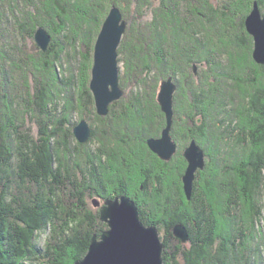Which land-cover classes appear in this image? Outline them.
<instances>
[{
    "label": "trees",
    "instance_id": "trees-1",
    "mask_svg": "<svg viewBox=\"0 0 264 264\" xmlns=\"http://www.w3.org/2000/svg\"><path fill=\"white\" fill-rule=\"evenodd\" d=\"M10 1L5 0V3L8 5ZM126 1H133L136 9L143 1L146 8L155 7L153 11L170 13L173 20L179 22L185 30L188 29L186 35L181 28V36L183 38L190 36L193 39L196 37L195 40L198 41V45L206 51L209 56V60L206 61L209 63L206 62L204 66L209 69L214 66L216 68L217 66L222 67L219 64H229L230 61L232 68L233 65H236L239 69L240 64L235 62L236 57H241L237 53V47L241 45L248 52L251 49V40L245 29V21L252 11L253 4L257 3L260 11L264 9L262 7L264 5L263 0H16L18 10L21 9V12L17 14L20 15L19 18H22L20 19L22 22L19 30H22L23 36L33 40L35 32L40 28L44 29L59 43L61 52L63 53L65 50L64 54L70 57L71 65L76 66L79 63L75 56L77 54L76 49L84 43L79 40H86L87 38L93 42L95 39V34L91 30L93 26L89 24V21L94 26L100 25L99 13L102 12V17L104 13L102 10L106 12L112 5L119 8ZM12 12L14 13V11ZM261 13L264 16V12ZM194 14L201 17L202 23L198 22ZM7 16L3 20L0 18V43L2 40L5 49L7 46L12 50L19 49V40L16 37L14 41L16 47L11 43L14 38L13 26L12 37L7 29L10 28L7 24L13 14ZM141 16L142 18L146 17L144 12ZM222 25H226V27L228 25L229 29H232L231 33L228 30L223 33L225 37L233 40L232 47L229 49L231 52L229 51L228 54L224 52L217 54L219 53L218 50L211 52L210 49H216L212 46L210 49L208 48V42L211 43V41H207L203 35L205 30L207 31L210 27L211 29H209L213 30L212 37L214 35L219 36ZM192 29L196 32L192 33ZM124 40L122 45L125 44ZM73 44H75L74 47ZM52 45L50 44L46 53H43V57H46L48 53V56L53 53ZM122 45L121 52H119L121 54L119 62L121 63L122 59L124 60V47ZM91 46H81V49L87 52L88 57L92 54ZM156 46L161 65H166L167 60L163 53L167 49L164 47L165 43L163 41L156 42ZM20 50L23 52L22 55H19L21 54ZM20 50L17 53L12 52L11 57H7L11 69L8 74L10 80H8L13 81L15 89L18 85L16 80L20 79L18 81L20 84L21 77L25 76L26 70H30L32 68L30 65L33 64L24 57L26 56L25 53L27 54V51L24 52L26 49ZM149 50L147 49L148 52ZM187 57L190 58V56ZM189 58L187 63L190 66ZM67 63H65V68ZM168 63L169 61H167ZM177 64L181 63L178 62ZM206 64L209 65L206 66ZM173 67L166 69L168 71L166 75L167 77L178 78V75L181 76L178 72L180 67ZM208 68L207 70H209ZM240 69L238 71L239 76L245 74V69L244 71ZM215 70L218 71V69ZM75 71L73 69L69 72L72 78L70 87L77 83ZM145 71L147 72L148 69ZM204 71L202 69V72ZM14 78H16V82ZM143 82H145L144 78L141 83ZM141 83L140 85H142ZM12 85L11 88H13ZM0 86L3 87V84ZM138 91L139 89L135 92L138 93L135 94V102L141 106V97L147 93L151 95V91ZM205 91V89L198 91L191 106L194 107L195 103H199L200 96H206ZM211 91L213 95L217 93V89L211 88ZM260 94L262 93L258 90L251 97L250 94L246 96L247 100L251 99L253 111L257 116L255 122L257 134L252 135L257 144L253 143L255 152L253 149L251 150L247 163L240 162L241 165L244 164L238 170L240 182L227 183L220 180L213 185L205 180L199 183L195 181L191 200L189 202L183 201L182 198H179L180 191H177L179 194L173 199L171 197L168 202V217L165 215L166 217L163 216L160 219L157 217L158 215L153 216L149 206L152 199L148 197H154L151 192L148 193L151 191L149 181L143 182V191L141 190L147 192L145 193L146 198L142 194H133L132 196L127 189L130 183H124V175L121 174L122 168L112 163V166L109 167L112 171H116V176H118V180H116L118 189H115V195L112 196L110 193L106 195V186L100 177L101 175L96 174L99 170L98 164H91V168H87L86 173L81 170H73V172L69 168L61 167L55 141L60 131H62V138L74 140L73 132L67 131L68 128H74L76 125L71 119L68 122L59 120L55 125L57 130L52 131L50 128H45L44 131L39 132V138L35 140H32L29 135L18 136L20 147L18 146L17 159L14 160L8 145L9 134L7 132L12 121L6 116V113L0 112V127L3 126L0 129V264H75V262L83 259L88 252L93 236L100 238L102 233L108 229L107 224L100 219L101 210L95 211L89 206L88 200H92L95 196L104 197L103 200H114L125 196L134 201L138 207L142 223L145 226H154L160 233L164 245V264H261L259 248L251 247L249 243L253 236L251 237L250 232H248V230L252 232L258 229L257 226L264 218V105ZM3 99L6 97L3 96ZM145 99L147 98L145 97ZM175 99L174 96V101ZM215 99L217 100L216 95ZM82 100L90 105L92 98L84 93ZM124 100L128 99L125 98ZM124 100H121L124 115L122 119H119L123 121L122 124L127 121L125 115H132L130 112L129 115L126 114ZM87 105L85 108L89 110ZM114 106L111 108L107 120H113L112 117L115 116ZM213 107L215 110L218 109L216 106ZM54 109L56 110L44 109L45 113L49 115L48 120L57 114L58 108ZM193 111H195L196 118L201 116L200 111L196 112L195 108ZM79 113L84 114V111H79ZM86 113L88 112L86 111ZM106 129L107 127H105ZM194 129L198 138L204 137L205 132H202L200 126L195 125V122L190 133H193ZM245 132L247 129L235 128L234 126L229 132L230 138L228 140H243ZM208 134L212 139L214 135L217 136V133ZM92 135L94 134L92 133ZM62 149L69 153L74 147L69 141L67 148L64 144ZM227 170L228 167L226 166L221 172L226 173ZM231 171L234 172L232 169ZM198 176L196 175V177ZM200 176L202 177L201 174ZM201 177L200 179H202ZM153 185L160 190L162 182L158 179ZM175 186L178 187L176 184ZM210 198L214 199L217 209L213 208ZM217 214L222 218V222L216 219L215 215ZM178 226L187 231V242H182L175 237L174 231ZM69 258H72L71 263H68Z\"/></svg>",
    "mask_w": 264,
    "mask_h": 264
},
{
    "label": "rangeland",
    "instance_id": "rangeland-1",
    "mask_svg": "<svg viewBox=\"0 0 264 264\" xmlns=\"http://www.w3.org/2000/svg\"><path fill=\"white\" fill-rule=\"evenodd\" d=\"M141 2V5H139L137 9L133 1L123 2L122 8L117 7L122 14L123 21L127 23L126 31L122 37V41L125 39V44L123 45L124 60L122 59V63L119 62V84L123 91V96L120 100L110 104L108 115H110L111 108L115 105L113 109L115 116L112 117L113 120L110 121L107 120V115L102 116L97 112L95 97L91 90V80L94 66L95 45L103 28V24L114 6L112 5L106 12L102 10L104 12L102 17V12L99 13L101 19L100 25L94 26L92 25L93 23L89 21V24L93 26L91 30L95 34V39L93 42L87 38L86 40L80 39L79 41L84 42L82 44L84 46L92 45V54L88 57L87 52L81 49V45L80 48L76 49L77 54L75 55L79 63L73 66L69 61L70 57L64 54L65 50H63V53L61 52V46H59V43L55 41L56 39L52 36H50V44H53V53L49 56L48 53L46 57H43V53H46V51L39 48L35 40V35L33 40H29L26 36H23L22 30H19L21 18H19L20 15L17 13L21 12V9L18 10L16 0H11L8 5L5 4V0H0V6L2 5L0 7V17L2 20L6 15L10 16L13 14L7 24L8 27L12 29L11 26H13L14 29V39L11 43L16 47L14 42L15 37L20 41L18 42L20 48L13 50L9 48V46L5 49L2 40L0 43V84H3V87L0 86V112L6 113V116L12 121L10 127L8 126L7 132L9 134L8 145L11 148V154L14 160L17 159L19 152L18 148L20 147L18 136L29 135L32 140H35L39 138V132L42 130L44 131L45 128H50V130L54 131L56 129L55 125L59 120H66L68 122L71 119L73 123L76 124L74 128L81 125L82 122H85L90 128V136L85 143H81L77 140L74 135V128L72 127L68 128L67 131L73 132L74 140H72V138L68 139V137V140L62 138V131L58 133L55 142L61 167L66 169L69 168L72 171L81 170L83 173H86L87 168H89L91 164H98L99 170L96 174L101 175L100 177L106 186V195H108V193L113 194L115 193V189H118L116 181L118 180V176H116V171L114 172L111 170L109 164L114 163L117 167L122 169L125 168V170L121 172V174L124 175V183L132 182L130 185L134 187L135 190L142 192L143 182L149 181L148 184L150 185L151 191L148 193L151 192V194L154 195V197L152 196L153 200L149 206L151 207L153 216L158 215L157 217L160 219L165 215L168 217V202L171 197L172 199L176 197L179 191V198H182L183 201H190L185 193L183 179L190 166L185 154L192 146L193 142L198 144L196 146L203 152V166L195 170L193 184L195 181L199 183L204 180L208 183L211 182L213 185L214 183L220 182V180L227 183L240 182L238 170H240L242 165L247 163V160L250 158L251 150H255V145L253 143L257 144V141L253 139L252 136L257 134L255 132L257 130V125H255L257 116L253 111L251 99L247 100L246 96L250 94L251 97L254 95V92L256 93L258 90L264 94V64L258 63L254 59L255 40L247 31L246 21L245 29L251 40V49L250 52H248L245 47H241V45L237 47L238 49L235 48L237 53L241 56L236 57L235 62L240 64V70L244 71L245 69V74L239 76V69L236 65H233L232 68L231 61L229 64H219L222 65V67L217 66L216 68V66H214L212 69L205 67L204 64L206 62L209 63L206 61L209 60V56L206 54V51L202 50L201 46L198 45V41L195 40L196 37H194V39L192 37L190 38V36L183 38L180 29L182 28L186 35L188 34V29L185 30L179 22L173 20L170 13H158L157 11H153L155 7L152 9L146 8L144 2ZM252 6L251 9L253 11L254 4ZM262 7L264 8V5ZM12 11H14L15 14ZM143 12L146 15L144 18L141 16ZM260 12H264V9ZM194 15L198 22L202 23L201 17L197 14ZM203 28L205 29V27ZM209 28L203 33L207 41H211V43L208 42V48L210 49V46L214 47L216 50H210L211 52L218 50L219 53L217 54H220V52L228 54L230 47H232L233 40L225 37L223 33L225 30L230 32L232 29H229L228 25L227 27L226 25H222L220 35L217 37L214 35V37H212L213 30ZM195 32L196 30L192 29V33ZM161 41L165 43L164 47L167 46V49H165L166 51L163 53L164 56H166V60L169 61V65L166 61V65L162 66L159 61L156 42ZM122 43L123 42H121L118 48V58L121 56L119 52H121ZM74 45L75 44H73V47ZM224 47L228 49L226 50ZM22 48H25V51H27L25 58L33 64L30 65L32 67H30V70H26L25 76L21 77L20 84L18 82L20 79L16 80V78H14V81L16 80L18 83L15 89L13 81H9L10 77L8 74L11 69L7 57H11L12 52L17 53V51ZM147 48L150 49L149 52ZM73 50L76 52L75 48H73ZM195 50H197V53H195ZM187 56H190V58ZM188 58L190 60L189 62H191L190 66L189 63H187ZM66 62H68L69 65L67 63L65 68ZM178 62L181 64H177ZM208 65L209 64H206V66ZM173 66L180 67V70L177 71L181 76L178 75V78H173L172 76L167 77L166 75L168 73L166 69H170ZM207 68L209 70H207ZM73 69L76 70L77 83L70 87V80L72 78L69 72ZM146 69H148L147 72L145 71ZM202 69L205 71L202 72ZM215 69H218V71ZM164 75L166 77H163ZM143 78L145 82L141 83ZM163 82L169 83L174 89L172 95V127L169 135L171 142L176 146V151L173 152L168 159L161 158V156L154 152L149 146V141L162 139L164 131L168 128L167 114L162 110L158 100ZM140 83L142 85H140ZM11 85L13 88L10 87ZM154 86L155 88H153ZM211 88L217 89V93L215 94L217 100L215 99V95L212 94ZM138 89V92L141 90H144V92L151 91V95L147 93L144 97H141L143 106H139L140 104L137 105L138 102H135V94H138L135 92ZM202 89L206 90L204 92L206 96H200L201 103L199 101V103L193 104L194 107L191 106L194 96ZM84 93L88 94L89 98H92L90 105H87L86 102L84 103L82 100ZM262 94H260V96L263 98L262 104L264 105V95ZM3 96H5L6 99H3ZM174 96L176 97L175 101ZM145 97L147 99H145ZM125 98L128 100H124ZM121 100L125 101L124 106L126 112L133 113L131 116L125 115L127 118L125 124H122L123 121L119 120L122 119L124 115L122 114L124 108H121L123 107V102L121 103ZM84 104L90 109L88 110L85 108ZM213 106H216L218 109L215 110ZM45 108L53 110H56L54 108H58L56 111L57 114H54L52 116L53 118L51 117V119L48 120L49 115L45 113ZM194 108L196 112H201V116L196 118L195 111H193ZM79 111H84V114L79 113ZM86 111L88 113H86ZM143 122H145L144 126L142 125ZM194 122L195 125L197 124L200 126L202 132H205L203 138H198L195 129L193 133H190V130H193ZM234 126L235 128L247 129L244 138H242L243 140H228V138H230L229 132ZM105 127H107V129L103 130ZM1 128H3V126H1L0 129ZM92 133L94 135H92ZM208 133H217V136L214 135L212 139ZM116 139L119 140L117 141ZM69 141L74 147V151L72 150L67 153L63 151L62 146L65 144L67 148ZM112 156L118 159H112ZM240 162H244V164L241 165ZM226 166L228 167L227 172L222 173L221 170ZM231 169L234 170V172H232ZM196 175L199 176L196 177ZM200 177L202 179H200ZM158 179L162 182L160 190H158V188L156 189L155 185H153ZM121 180H123L122 177ZM175 184L178 187H176ZM142 193L145 194L147 192L144 190ZM144 197L146 198L145 195ZM103 198L95 196L92 200H88L90 208L95 211L101 210L102 207L105 206L106 201L111 200H103ZM210 200H212L213 208H216L214 199L210 198ZM215 217L222 222V218L219 217L218 214L215 215ZM246 218L248 217L246 216ZM257 227L258 229L252 232L247 229L251 237L253 236L249 244L251 247L259 248V260L261 264H264V218ZM174 245L177 246L176 243H174ZM71 261L72 258H69L68 263H71Z\"/></svg>",
    "mask_w": 264,
    "mask_h": 264
},
{
    "label": "water",
    "instance_id": "water-1",
    "mask_svg": "<svg viewBox=\"0 0 264 264\" xmlns=\"http://www.w3.org/2000/svg\"><path fill=\"white\" fill-rule=\"evenodd\" d=\"M126 26L120 10L114 6L95 45L91 90L97 112L102 116L109 113L110 104L123 96L119 84L118 48ZM246 28L255 40L254 59L264 64V16L257 3L246 19ZM35 40L39 48L48 50L51 37L44 29L37 30ZM173 91L172 85L163 82L158 100L167 114L168 128L164 131L162 139L149 141L151 149L164 159H168L176 151L169 135L172 127ZM74 135L79 142L85 143L90 136V128L82 122L74 128ZM196 145L193 142L185 154L190 165L183 179L188 200L193 193L194 172L203 166V152ZM100 219L107 224L108 229L100 238L93 236L87 254L75 264H164V245L160 233L154 226H145L142 223L134 201L125 196L106 201L100 211ZM174 235L184 242L188 241V233L181 226L175 228Z\"/></svg>",
    "mask_w": 264,
    "mask_h": 264
},
{
    "label": "bare ground",
    "instance_id": "bare-ground-1",
    "mask_svg": "<svg viewBox=\"0 0 264 264\" xmlns=\"http://www.w3.org/2000/svg\"><path fill=\"white\" fill-rule=\"evenodd\" d=\"M65 1V0H64ZM30 2V1H29ZM39 2V1H38ZM6 4V3H5ZM81 4V3H80ZM2 6V5H1ZM0 6V7H1ZM30 10V9H29ZM19 13V12H18ZM24 14V13H23ZM22 15V14H21ZM138 15V14H137ZM82 17V16H81ZM1 18V17H0ZM84 18V17H83ZM16 19V18H15ZM22 19V18H21ZM29 19V18H28ZM57 19V18H56ZM26 21V20H25ZM155 21V20H154ZM21 23V22H20ZM27 23V22H26ZM42 23V22H41ZM152 24V23H151ZM149 25V24H148ZM133 26V25H132ZM12 27V26H11ZM161 27V26H160ZM187 27V26H186ZM8 29V32H10V34H12V29L11 28H7ZM70 29V28H69ZM138 32V31H137ZM146 32V31H145ZM70 36V35H69ZM58 37V36H57ZM134 38V37H133ZM14 39V38H13ZM170 39V38H169ZM72 41V40H71ZM20 42V41H19ZM69 43V42H68ZM192 45V44H191ZM24 46V45H23ZM123 46V45H122ZM171 46V45H170ZM176 46V45H175ZM15 47V46H14ZM167 47V46H166ZM27 48V47H26ZM123 48V47H122ZM72 49V48H71ZM148 49V48H147ZM24 50H25V48H24ZM23 50V51H24ZM21 51V50H20ZM137 51V50H136ZM22 52V51H21ZM26 52V51H25ZM146 53V52H145ZM19 54V53H18ZM22 54V53H21ZM26 54V53H25ZM168 54V53H167ZM20 55V54H19ZM29 55V54H28ZM173 55V54H172ZM24 57H26V56H24ZM28 64V63H27ZM8 65V64H7ZM29 65V64H28ZM26 66V65H25ZM174 68V67H173ZM179 70V69H178ZM181 75V74H180ZM183 81V80H182ZM183 83V82H182ZM187 90V89H186ZM187 93H188V91H187ZM188 96V95H187ZM190 100V99H189ZM67 105H68V103H67ZM79 109V108H78ZM143 110V109H142ZM112 113V112H111ZM123 114V113H122ZM126 114H127V112H126ZM130 113H128V115H129ZM133 114V113H132ZM107 116H109L108 114H107ZM133 117V116H132ZM42 121H44V120H42ZM104 122V121H103ZM144 123L145 122H143V126H144ZM146 123H147V121H146ZM38 124V123H37ZM106 125H107V123H106ZM103 127V126H102ZM120 128V127H119ZM143 128V127H142ZM124 129V128H123ZM140 129V128H139ZM104 130H105V128H104ZM120 130V129H119ZM122 131V130H121ZM123 132V131H122ZM123 134H124V132H123ZM184 134V133H183ZM185 136V135H184ZM116 137V136H115ZM123 139V138H122ZM128 141V140H127ZM143 143V142H142ZM198 145V144H197ZM95 147V146H94ZM120 147V146H119ZM98 148V147H97ZM116 149H118V148H116ZM126 149V148H125ZM135 150H136V148H135ZM74 151V150H73ZM132 151V150H131ZM114 153H116V152H114ZM112 154H113V152H112ZM138 154V153H137ZM119 156V155H118ZM114 158H116L115 156H113ZM137 157V156H136ZM113 158V159H114ZM116 159H118V158H116ZM71 160V159H70ZM139 160V159H138ZM104 162V161H103ZM109 163V162H108ZM111 164V163H110ZM109 164V165H110ZM108 165V166H109ZM98 166V165H97ZM105 166V165H104ZM110 166H112V164L110 165ZM116 167V166H115ZM104 168V167H103ZM102 168V169H103ZM117 168V167H116ZM125 169V168H124ZM124 169H122V170H124ZM127 170V169H126ZM129 171V170H128ZM141 171V170H140ZM106 172H107V170H106ZM115 172V171H114ZM113 173V172H112ZM120 173V172H119ZM118 173V174H119ZM104 175V174H103ZM109 178V177H108ZM131 179V178H130ZM128 181V180H127ZM136 182V181H135ZM142 182V181H141ZM132 183V182H131ZM130 183V184H131ZM134 184V183H133ZM128 185V184H127ZM118 187V186H117ZM127 189H129V191H130V193L132 194V196H133V194H142V195H145V194H143L142 192H137V190H135L134 189V187H132L131 185H128V188ZM114 190V189H113ZM110 194H112V193H110ZM110 196V195H109ZM149 199H152V197H148ZM153 200V199H152ZM191 200V199H190ZM166 209V208H165ZM150 220V219H149ZM165 235V234H164ZM164 240V239H163ZM184 242V241H183Z\"/></svg>",
    "mask_w": 264,
    "mask_h": 264
},
{
    "label": "flooded vegetation",
    "instance_id": "flooded-vegetation-1",
    "mask_svg": "<svg viewBox=\"0 0 264 264\" xmlns=\"http://www.w3.org/2000/svg\"><path fill=\"white\" fill-rule=\"evenodd\" d=\"M115 193L111 194L112 196L114 195Z\"/></svg>",
    "mask_w": 264,
    "mask_h": 264
}]
</instances>
